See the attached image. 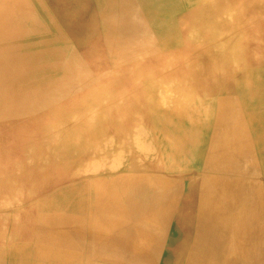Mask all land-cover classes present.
I'll list each match as a JSON object with an SVG mask.
<instances>
[{"label": "bare ground", "instance_id": "bare-ground-1", "mask_svg": "<svg viewBox=\"0 0 264 264\" xmlns=\"http://www.w3.org/2000/svg\"><path fill=\"white\" fill-rule=\"evenodd\" d=\"M0 264H264V0H0Z\"/></svg>", "mask_w": 264, "mask_h": 264}]
</instances>
